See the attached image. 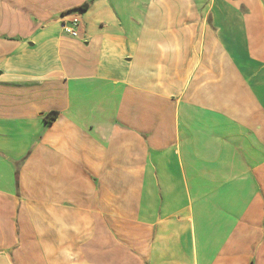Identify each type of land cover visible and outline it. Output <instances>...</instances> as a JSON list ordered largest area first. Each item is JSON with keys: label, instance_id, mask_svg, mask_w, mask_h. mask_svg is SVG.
<instances>
[{"label": "crops", "instance_id": "1", "mask_svg": "<svg viewBox=\"0 0 264 264\" xmlns=\"http://www.w3.org/2000/svg\"><path fill=\"white\" fill-rule=\"evenodd\" d=\"M0 264H264V0H0Z\"/></svg>", "mask_w": 264, "mask_h": 264}, {"label": "built area", "instance_id": "2", "mask_svg": "<svg viewBox=\"0 0 264 264\" xmlns=\"http://www.w3.org/2000/svg\"><path fill=\"white\" fill-rule=\"evenodd\" d=\"M81 20L78 15H73L66 23L63 24L64 33L71 38L79 37Z\"/></svg>", "mask_w": 264, "mask_h": 264}, {"label": "trees", "instance_id": "3", "mask_svg": "<svg viewBox=\"0 0 264 264\" xmlns=\"http://www.w3.org/2000/svg\"><path fill=\"white\" fill-rule=\"evenodd\" d=\"M87 5H84V6H82V8L79 10L80 12H83V10H85V9H87ZM56 113H53V117H56ZM50 120H52V118H50Z\"/></svg>", "mask_w": 264, "mask_h": 264}]
</instances>
